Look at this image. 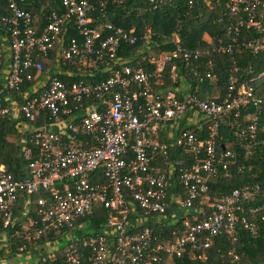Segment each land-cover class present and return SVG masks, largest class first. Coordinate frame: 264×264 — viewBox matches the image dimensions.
<instances>
[{
  "label": "built area",
  "instance_id": "built-area-1",
  "mask_svg": "<svg viewBox=\"0 0 264 264\" xmlns=\"http://www.w3.org/2000/svg\"><path fill=\"white\" fill-rule=\"evenodd\" d=\"M6 1L9 14L0 16V119H21L16 129L29 177L17 180L0 165V264L8 255L17 264H160L187 249L205 250L221 235L235 244L238 227L264 242V194L259 185L246 184L220 197L209 195L210 179L220 168L227 176L228 165L240 157L230 141L220 144V150L221 125L236 131L245 159L260 144L257 128L264 100L255 97L250 82L236 90L230 78L222 100L219 93L205 99L179 97L177 90L163 88L166 64L195 63L194 75L213 81L215 64L204 59L209 50L188 51L177 40L172 52L157 54L147 41L148 32L135 58H120L121 44L134 46L139 41L134 31L97 23L89 16L98 11L106 17L110 0L97 5L91 0H63L65 11L50 13L42 29L20 8L25 0ZM225 8L238 17L240 27L255 29L256 37L245 48L254 55L264 52V0H226ZM71 22L81 41L66 40ZM104 31L108 33L102 38ZM238 37L235 28L231 42L211 52H239ZM53 50L54 65L46 68L38 57L46 60ZM141 61L154 70L147 71ZM201 66L204 70L198 72ZM171 70L176 80V67ZM24 80L32 85L17 100L14 94ZM242 112L244 125L239 122ZM192 117H201L207 125L206 138L188 128L177 134L183 120L187 126L198 122ZM164 130L165 140L159 136ZM170 147L182 148L192 164L178 169L185 163L170 159ZM22 194L27 197L26 216L30 198L36 197V218L8 232L15 227L14 208ZM97 206L107 210V218L87 234L75 221L92 215ZM175 211L182 215L172 221ZM152 215L165 226L181 224L163 236L146 226ZM55 232L70 241L61 261L56 250H40L42 237ZM13 238L21 245L11 254ZM77 243L89 249L87 256Z\"/></svg>",
  "mask_w": 264,
  "mask_h": 264
},
{
  "label": "trees",
  "instance_id": "trees-1",
  "mask_svg": "<svg viewBox=\"0 0 264 264\" xmlns=\"http://www.w3.org/2000/svg\"><path fill=\"white\" fill-rule=\"evenodd\" d=\"M63 0H25L20 4V8L28 11L36 28L42 29L47 24V16L54 12L62 14L65 7L62 4ZM99 0H91L94 5H97ZM111 2L106 7V17L102 18L98 11L90 13L97 23L110 24L116 28H121L125 32L131 30L138 37V42L134 46L121 44L117 57L120 58H135L140 53L144 46V36H147L149 45L152 50L160 54L162 52L170 53L176 48V41L172 39V34L178 37L179 45L188 51L191 50H209L210 55L204 59H210L214 64L215 80H200L194 75L196 64L193 63L186 67L181 60H174L166 64L164 71V87L177 89L181 85L185 86V90L189 95H195L205 99L210 97L212 90L217 89L219 100L226 96L228 81L230 78L235 80L236 90L245 82H250L254 88L256 98L264 100V52L252 54L245 44L254 39L257 33L255 29H248L238 25V17L231 14L226 8V0H110ZM9 14L6 0H0V16ZM235 28H239V37L237 49L239 52H234L233 55L219 53L215 54L211 50L218 45H225L231 42V38L235 34ZM108 31L103 32L106 36ZM210 36V41L203 39L204 34ZM66 40L75 38L81 41L79 30L72 22L68 24L66 29ZM54 50L48 55L45 60L43 57H38L44 67L49 68L54 65ZM140 60V59H139ZM204 61V60H203ZM135 63V62H134ZM140 66L151 72L154 70L152 64L140 62ZM172 66L176 67L174 73L177 75L176 80L172 79ZM204 67L197 68L198 72H202ZM65 81L74 80L64 75L59 76ZM79 78H76L78 80ZM32 82L23 81L20 91L15 93L16 99H20L21 92L27 91ZM181 97V96H180ZM250 111L252 109H249ZM245 112H242L239 117V122L244 125ZM20 118L4 117L0 119V165H3L7 171L15 179H25L29 177L26 169V162L21 157L20 143H12L9 137L19 132L16 129V124ZM185 123L176 127L177 134L184 129ZM207 125L204 124L201 128L188 126L194 134H198L201 138L207 137ZM235 130H231L229 126L221 125L220 134L222 140L218 142L224 144L230 141L231 149L235 150L240 157L233 164L228 165V175L225 176L224 171L220 168L216 176L209 181V195L220 197L226 195L234 188H240L246 184L259 185L264 194V108L259 117L257 138L260 144L254 149V154L250 159L244 158V151L236 143ZM20 135V134H19ZM165 135L162 139L165 140ZM169 155L171 160H180L184 162L182 168L186 169L192 164V157L187 156L182 148L170 147ZM178 180V172L176 173ZM98 182L103 183L104 179L98 178ZM27 197L22 194L14 208L16 224L13 229H8L11 232L20 221L29 219V215L24 214L25 202ZM31 199L30 215L32 220L35 215V199ZM262 201V200H261ZM258 201V202H261ZM108 212L102 206H97L92 212L80 220L75 221V225H80L85 233L90 234L91 230H98L107 218ZM27 217V218H26ZM202 218V217H200ZM166 222L160 223L155 215L148 216L146 226L152 228L156 232H160L163 236H170L173 227L179 226L181 221H177L174 226H165ZM80 230L75 231L79 234ZM63 238V233L55 232L48 236H43V243L60 241ZM63 240V239H62ZM15 243L12 245L14 254L16 247L21 245L18 239L13 238ZM78 244L79 249L87 256L88 248H83L82 244ZM70 245L67 240L66 244H61L56 249L58 261L62 260L64 250ZM235 256L237 259L235 260ZM172 264H264V242L261 238H250L240 227L237 228V241L232 244L231 238L226 235L218 236L213 239L212 245L202 251H193L187 249L182 256L171 259ZM167 257L160 264H166ZM170 263V262H169Z\"/></svg>",
  "mask_w": 264,
  "mask_h": 264
},
{
  "label": "rangeland",
  "instance_id": "rangeland-1",
  "mask_svg": "<svg viewBox=\"0 0 264 264\" xmlns=\"http://www.w3.org/2000/svg\"><path fill=\"white\" fill-rule=\"evenodd\" d=\"M148 32H149V31H148ZM174 40H176V38H174ZM185 86H187V85H184V87H185ZM217 95H218V90H217V89H214V90H212V93H211L210 97H216ZM191 119H192V121H198L199 123H204L203 120H200L201 117H197V118H196V117H192ZM187 122H188V121L183 120V123H185V127H184V128H187V127H188V126H187ZM19 139H20V135H19L18 133H15V134H13V135H11V136L9 137V141L12 142V143H16V144L19 143ZM2 166H3V165H2ZM30 206H31V205H30ZM174 213H175V215H174V218H172V221H176V220H177L178 218H180V216L182 215V212H180V211H175ZM28 215L30 216L29 219L26 217L27 219L20 221V224H23L24 227L28 226L29 223H30V221L33 219V218H31V215H30V214H28ZM22 217H25V215L22 214ZM74 235H75V233H74ZM62 239H63V240H62ZM62 239H61L60 241H57V243L52 244V245H49L48 243H44V244L41 245L40 250H43L45 253H49V252H51V251H55L56 249H58V247H59L61 244H66L67 239H66V238H62ZM36 253H37V256H38V255H40L42 252L40 251V252H36ZM3 255H5V254H3ZM34 255H35V254H34ZM9 259H10V258H9ZM169 262H170V263H169ZM166 264H172L171 259H167Z\"/></svg>",
  "mask_w": 264,
  "mask_h": 264
},
{
  "label": "crops",
  "instance_id": "crops-1",
  "mask_svg": "<svg viewBox=\"0 0 264 264\" xmlns=\"http://www.w3.org/2000/svg\"><path fill=\"white\" fill-rule=\"evenodd\" d=\"M174 38H176L175 41L179 40L178 37H177L176 35L172 34V39L174 40ZM203 39H204L205 41L209 42L211 38H210V36H209L207 33H205L204 36H203ZM176 90H177V95H178L179 97H180V96H184V95L187 94V92H186V90H185V87H184L183 85H181V88H177ZM203 125H204V123H199V122H197L195 125H191V126H194V127H196V128H201ZM161 131H162V130H161ZM159 132H160V131H159ZM164 135H165V136H168V134L166 133V130H164V132H160V133H159V136H160L161 138H163ZM12 256H13V255H8L7 257H4L5 260L3 261V264H17L18 261L16 260V258H15L14 256H13V257H12ZM9 258H10V259H9Z\"/></svg>",
  "mask_w": 264,
  "mask_h": 264
}]
</instances>
